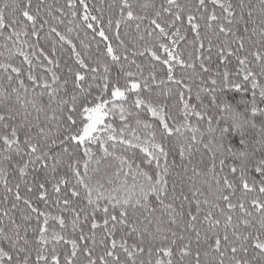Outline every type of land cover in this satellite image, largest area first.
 Listing matches in <instances>:
<instances>
[{"label":"snow or ice","instance_id":"snow-or-ice-1","mask_svg":"<svg viewBox=\"0 0 264 264\" xmlns=\"http://www.w3.org/2000/svg\"><path fill=\"white\" fill-rule=\"evenodd\" d=\"M0 264H264V0H0Z\"/></svg>","mask_w":264,"mask_h":264}]
</instances>
